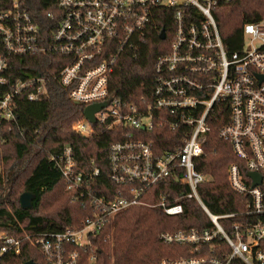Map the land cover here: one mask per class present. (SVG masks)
<instances>
[{"label": "built area", "instance_id": "obj_1", "mask_svg": "<svg viewBox=\"0 0 264 264\" xmlns=\"http://www.w3.org/2000/svg\"><path fill=\"white\" fill-rule=\"evenodd\" d=\"M218 2L58 0L59 12L48 16L60 19L48 37L23 0H0V141H4L2 128L16 121L19 99L39 101L47 93L48 77L21 74L15 58L47 53L64 57L66 64L54 78L68 88L74 102L85 108L106 103L95 113V123L83 113L72 123L73 131L89 137L99 133L98 126L114 130L117 138L108 148L109 179L117 186L109 197L93 191L101 169L81 167L72 146L51 158L60 167L67 189L90 199L94 214L83 227L34 235L25 232L22 237L1 232L0 256L20 254L23 243L29 241L50 264H76L80 251L117 214L142 205L178 216L185 212L182 200L189 199L199 204L213 226L162 232L163 243L188 246L190 256L165 258L160 264H231L235 259L264 264V20L246 23L240 48L227 51L214 16ZM156 15H173L172 41L168 52L155 62L150 96L126 100L112 93L111 78L121 57L138 47L136 39L145 40V27ZM224 109L226 122L219 137L232 145L240 160L229 165L227 178L232 190L245 196V208L217 214L201 197L200 186L208 177L195 161L203 154L211 122ZM165 125L185 129L183 142L159 153L144 135ZM249 172L261 174L262 182L253 186ZM0 174H4L1 162ZM171 177L181 180L188 191L174 203L167 195L156 203L144 200L151 186ZM219 240L230 248L222 258L196 255L203 254V245ZM96 260L93 248L89 262Z\"/></svg>", "mask_w": 264, "mask_h": 264}, {"label": "trees", "instance_id": "obj_2", "mask_svg": "<svg viewBox=\"0 0 264 264\" xmlns=\"http://www.w3.org/2000/svg\"><path fill=\"white\" fill-rule=\"evenodd\" d=\"M23 3L49 37L60 19L48 16L49 12H59L58 0H23ZM214 16L227 51L233 52L241 46L243 26L264 20V0H219ZM163 29L167 36L165 39L160 37ZM173 34V15L168 18L154 16L145 27V40L136 39L138 47L133 46L119 60L111 78L112 93L126 100L148 98L155 62L168 52ZM15 60L21 74H41L48 77V82L47 93L41 100L19 99L16 121L1 130L4 141H0V162L4 170L5 167L11 168L14 162L17 167L20 165L21 172L17 178L21 190L15 188L16 181L11 183L9 174H0V233L22 237L25 232L34 235L78 230L94 214L93 206L88 196L67 189L60 167L51 158L62 155L66 146H72L81 167L101 169L93 191L109 197L117 190L109 179L107 157L110 144L117 140L115 131L96 125L99 133L89 137L73 131L72 123L83 116L85 107L74 102L69 97L68 88L54 78L66 64L64 57L47 53ZM226 116L227 109H224L211 122V130L204 135L203 154L195 161L196 168L208 177L207 182L200 186L201 197L217 214L245 208V196L233 191L227 178L229 165L240 160L232 145L219 137ZM184 131L183 128L171 129L167 125L157 126L144 138L152 140L155 151L160 153L181 145ZM187 191V185L171 177L151 186L144 200L156 203L162 195H167L169 202L174 203L175 198ZM24 192L32 194V205L28 208L21 206L20 197ZM182 202L185 212L178 216H169L159 207L142 205L117 214L92 239V244L80 251L76 264H160L165 258L189 257L188 246L167 245L161 241V233L192 228L203 230L213 225L195 200L183 199ZM225 224L227 227L229 222ZM202 247L203 254L197 256L222 258L230 251L224 240ZM93 248L96 249L97 260L90 263L89 255ZM30 260L37 264H50L41 249L29 241L23 243L20 254L5 253L0 256V264H25ZM231 264L243 263L235 259Z\"/></svg>", "mask_w": 264, "mask_h": 264}, {"label": "water", "instance_id": "obj_3", "mask_svg": "<svg viewBox=\"0 0 264 264\" xmlns=\"http://www.w3.org/2000/svg\"><path fill=\"white\" fill-rule=\"evenodd\" d=\"M160 37L162 39H165L166 35H165V31L163 30L160 34ZM106 103L103 104H93V105H89L85 108L84 110V115L87 119L90 120V122L95 123L96 122V118H95V113L97 111H99L103 106H105ZM249 176H251L254 179V184L253 186H256L258 184H260L262 182V175L256 172H249ZM20 201H21V206L23 208H28L32 205V194L29 192H24L21 197H20ZM25 264H37L36 262H34L33 260L27 261Z\"/></svg>", "mask_w": 264, "mask_h": 264}, {"label": "rangeland", "instance_id": "obj_4", "mask_svg": "<svg viewBox=\"0 0 264 264\" xmlns=\"http://www.w3.org/2000/svg\"><path fill=\"white\" fill-rule=\"evenodd\" d=\"M11 168H7L5 167V170H4V174L7 173L6 175H10V178H11V183L16 181L15 183V188H18L21 186L20 182H19V177L18 175L20 174L21 172V168H20V165H18L17 167V164L14 162L12 165H10ZM18 174V175H17ZM17 180H16V179ZM21 190V188H18Z\"/></svg>", "mask_w": 264, "mask_h": 264}]
</instances>
